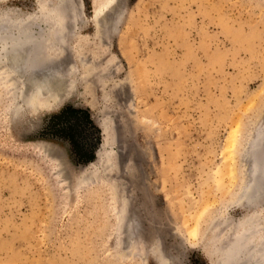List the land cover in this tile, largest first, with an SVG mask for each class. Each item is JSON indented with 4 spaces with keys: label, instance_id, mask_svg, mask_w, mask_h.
Here are the masks:
<instances>
[{
    "label": "rangeland",
    "instance_id": "374dc122",
    "mask_svg": "<svg viewBox=\"0 0 264 264\" xmlns=\"http://www.w3.org/2000/svg\"><path fill=\"white\" fill-rule=\"evenodd\" d=\"M64 4L30 48L61 80L30 100L0 79V264H235L228 229L264 219L235 204L264 119V0Z\"/></svg>",
    "mask_w": 264,
    "mask_h": 264
},
{
    "label": "bare ground",
    "instance_id": "6f19581e",
    "mask_svg": "<svg viewBox=\"0 0 264 264\" xmlns=\"http://www.w3.org/2000/svg\"><path fill=\"white\" fill-rule=\"evenodd\" d=\"M64 2L65 0H56L55 4L54 3L46 4V1L42 2V0H38L39 9L37 10V12L35 14H31V15L29 14L22 18L21 17L14 18L13 16H11V13H6L3 11L0 12V75H1L0 79L1 80L3 79L7 84L9 82L10 85H12L13 89L17 92V94L19 93V91L21 92V90L25 88L22 98H26V95L30 90H34V92H32L33 95H35L34 98H36V95L38 96L48 95L50 90L52 89L49 87L48 89L45 90V88L51 85L53 80H57V81L61 80L60 76L58 77L54 73L48 75L34 73L42 66L43 63H45V60H42L43 57L40 58L39 55H37L38 56L37 58L36 54L34 53L35 54L34 55L33 52L30 51V48L33 49L31 46L34 45V43L36 45V41L41 39V36H44V35H40L41 32H39L40 34L38 33L39 35L35 34L31 29V25H33L36 19L38 18L40 19V17L42 16H51L53 19L54 17L57 19L59 17L61 19V17L65 16L64 12H67L69 10L68 6H66ZM70 14L71 13H69V15ZM70 21L71 19L69 20V22ZM63 23L65 24V21L62 22L61 20L62 25ZM71 26L72 25H70L69 27L68 26L66 27V25L63 26L65 29H68L67 32H69V37L73 33V30L70 28ZM52 31L54 32L55 35L56 31H54V29ZM56 33H58V31ZM59 34L60 33H58V37ZM42 39H44V37ZM61 56L63 55L61 54ZM11 62L16 63V67L22 63L23 66L27 64L25 69L27 67L31 68L30 73L27 72L28 75L25 76L22 69L20 70L21 72L18 71L19 73H15V71L12 72L13 65H10ZM71 63L72 62L70 61L69 58V71H70ZM20 78L21 80L24 81V83L20 82L19 80ZM262 120H263L262 122L259 121L252 128L247 138L245 139L246 142L245 146L243 145L244 148L242 152L243 154L242 158L244 162L246 161L245 154H248L249 157L246 161L247 166L246 165L243 166V170H242L243 181L240 184V198L239 201L235 200L236 202L235 204H238L241 207L253 203L254 204L257 203L258 205L264 207V119ZM103 129L106 130L104 127ZM232 134L235 135L234 133ZM104 135H107L106 131H104ZM231 139L229 138V142L231 141ZM229 149L227 148V152L229 151ZM227 156L228 157L231 156V151L227 153ZM244 201H246V203ZM229 223L227 222V224ZM195 228H193L194 231L192 230V232H195L196 230ZM231 229L233 231H230V229H228V231L230 232V233L228 232L230 234L229 240H227L224 244H221L222 250L226 249L224 256H222V260L224 259L227 260L226 257L228 255V251L232 250L234 251L233 255L235 254L236 256L233 257V259L235 258L234 261L231 260L232 257L229 259V261L231 260L230 263L234 262L235 264H263L264 263V219L261 213L257 214L256 216L255 214L254 215L252 214L251 216L249 214L246 215L242 221L240 220L236 224L233 223Z\"/></svg>",
    "mask_w": 264,
    "mask_h": 264
},
{
    "label": "trees",
    "instance_id": "16d2710c",
    "mask_svg": "<svg viewBox=\"0 0 264 264\" xmlns=\"http://www.w3.org/2000/svg\"><path fill=\"white\" fill-rule=\"evenodd\" d=\"M70 112L72 114H78V113H85V110L83 109H78V108H74V107H67L65 110H63L61 113H66V112ZM89 119L91 120V117L88 114Z\"/></svg>",
    "mask_w": 264,
    "mask_h": 264
},
{
    "label": "water",
    "instance_id": "95a60500",
    "mask_svg": "<svg viewBox=\"0 0 264 264\" xmlns=\"http://www.w3.org/2000/svg\"><path fill=\"white\" fill-rule=\"evenodd\" d=\"M64 14L67 15V12H64ZM34 97H35V95H33V93H30V92L28 91V96H27V98H30V100H32Z\"/></svg>",
    "mask_w": 264,
    "mask_h": 264
}]
</instances>
